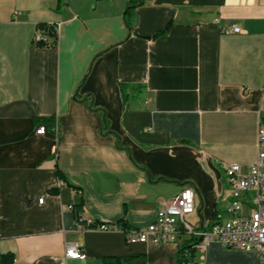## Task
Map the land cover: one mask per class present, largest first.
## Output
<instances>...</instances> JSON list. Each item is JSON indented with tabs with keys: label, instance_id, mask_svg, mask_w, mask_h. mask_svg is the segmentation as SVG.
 Returning <instances> with one entry per match:
<instances>
[{
	"label": "crops",
	"instance_id": "0c3cea01",
	"mask_svg": "<svg viewBox=\"0 0 264 264\" xmlns=\"http://www.w3.org/2000/svg\"><path fill=\"white\" fill-rule=\"evenodd\" d=\"M126 2L0 0V253L176 264L185 248L183 264H258L180 226L159 243L75 231L78 204L88 220L144 230L184 186L195 191L185 220L207 226L230 197L225 168L247 172L264 128V0H149L129 28ZM232 25L240 33H222ZM67 243L85 259H67Z\"/></svg>",
	"mask_w": 264,
	"mask_h": 264
},
{
	"label": "built area",
	"instance_id": "2783aa9c",
	"mask_svg": "<svg viewBox=\"0 0 264 264\" xmlns=\"http://www.w3.org/2000/svg\"><path fill=\"white\" fill-rule=\"evenodd\" d=\"M218 23V20H215ZM54 33L55 28L53 29ZM223 34H238L240 28L232 25L222 29ZM34 42L47 44L48 38L36 34ZM44 126L39 125L35 134L43 136ZM257 155L246 173H241L237 164L228 165L224 170L227 183L231 188L230 197L223 211L214 214V218L205 227H192L186 220L187 215L195 211V191L184 186L177 195L159 202L154 221L144 230L123 229L115 223L97 224L87 229L77 222L75 231L95 230L114 232L124 235L125 244L163 242L173 233L176 226L199 243L216 242L225 249L241 250L255 254L258 264H264V128L260 127L256 136ZM59 185H62L60 182ZM41 203V199L38 201ZM88 224L93 221L80 216ZM67 259L83 260L85 255L76 243L64 246ZM14 263V261H13Z\"/></svg>",
	"mask_w": 264,
	"mask_h": 264
},
{
	"label": "trees",
	"instance_id": "16d2710c",
	"mask_svg": "<svg viewBox=\"0 0 264 264\" xmlns=\"http://www.w3.org/2000/svg\"><path fill=\"white\" fill-rule=\"evenodd\" d=\"M149 0H127L126 5L124 7V19H125V25L127 28H129V17L133 14L134 10L138 7H140L141 5H143L145 2H147ZM61 5V0H57V6L56 8H59ZM168 27H166L164 30L158 31L154 34L153 37H156L158 35H161L163 33L166 32ZM46 34L48 36H50L54 42H56V35L53 33V31L51 30H47ZM86 101V100H85ZM90 108V106H89ZM74 190H76L77 188H73ZM81 205H75L74 207H72V210L74 211L75 215H77V222L79 224H81L82 226H84L87 229H93L97 224H100L96 221H93L91 224H88L87 221L81 220L80 216L81 214ZM214 214H212V217L210 219V221L214 218ZM115 224H117L118 226H120L123 229H126V226L124 224V222H122L121 220L117 221ZM186 247H190L186 246ZM183 249L185 248H181L179 251H177L176 253V264H183L186 260L184 258H182L181 254L183 252ZM14 261V257L10 252H5V253H0V264H13ZM115 261V260H114ZM106 264H109L106 262Z\"/></svg>",
	"mask_w": 264,
	"mask_h": 264
}]
</instances>
